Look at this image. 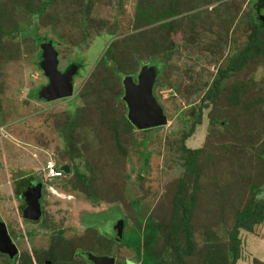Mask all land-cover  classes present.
Segmentation results:
<instances>
[{
  "label": "rangeland",
  "instance_id": "374dc122",
  "mask_svg": "<svg viewBox=\"0 0 264 264\" xmlns=\"http://www.w3.org/2000/svg\"><path fill=\"white\" fill-rule=\"evenodd\" d=\"M42 1L0 0V216L19 247L14 264L29 256L38 264H94L79 251L141 264L109 237L120 215L123 234L148 216L160 223L155 252L174 264L178 248H188L186 234L172 227L182 180L186 199H195L186 263L264 264V221L241 229L236 262L229 238L252 185L264 200V52L229 71L216 94L211 88L261 27L257 0ZM28 28L54 42L62 71L82 65L71 97L32 96L49 79L38 66L43 42L23 34ZM260 35L264 42V28ZM164 60L155 94L168 123L127 139L124 78ZM186 147L199 149L198 173L187 171ZM49 157L70 172L45 182L44 214L33 223L15 182L29 173L44 179ZM84 215L94 220L80 222ZM9 259L0 253V264Z\"/></svg>",
  "mask_w": 264,
  "mask_h": 264
},
{
  "label": "trees",
  "instance_id": "16d2710c",
  "mask_svg": "<svg viewBox=\"0 0 264 264\" xmlns=\"http://www.w3.org/2000/svg\"><path fill=\"white\" fill-rule=\"evenodd\" d=\"M263 2L264 0H257L256 1L257 7L262 8L264 6ZM42 3L44 5H47L49 3V0H43ZM260 26L261 27L257 29L255 35L252 37L250 44L239 55L238 59L236 60L237 64L236 65L234 64L233 66L231 65L229 68L225 69L222 72V74L219 75L217 78H215V80L213 81V86L211 88L212 89L215 88V91H214L215 94L221 88V84L223 83L222 80L223 78L227 76V74H229V71L231 72L240 71L252 57H254L255 55H260L264 52V42L262 41L261 35H260V33L262 32V29L264 28L263 21L261 22ZM23 32H24L23 34H25L26 36L28 37L30 36L40 43L44 42L45 40H48L42 35H38L35 32V29L33 28L24 29ZM72 64H76L78 66V70L82 66L77 61L73 62ZM152 64L157 65L161 71L165 64V60L162 63L154 61ZM71 65H69V67ZM38 66L39 68H41L40 60L38 62ZM78 70H77V73H78ZM160 75H161V72H160ZM158 81H157V84H158ZM157 84H156V87H157ZM43 87L44 85H41L39 89L37 90L35 89L34 95H32V91H30V95H32L37 100H46L43 97V91H42ZM123 121H125L126 123V127L123 128V131L128 136L127 139H130L129 132L131 133V131L137 128L128 120L126 114H124L123 116ZM150 129H145L143 131H148ZM148 142H149V138H145L142 141V143L145 146L147 145ZM186 151L190 154V156L186 160L187 171L189 170L191 173H198L199 168L197 165V159H198L199 149H192V148L186 147ZM144 156H145V159L148 160L151 156V153L146 151L144 152ZM263 168H264V164H263ZM77 173L80 176H82V174H80L79 171H77ZM260 182L262 183L263 180H261ZM186 184L187 183L182 180L180 184V188L177 191V199H175L176 201L175 210H174L173 217H172V227H174L176 235L179 234V232H184L186 234V242H187L188 248L187 249L178 248L177 259L174 264H187L185 253L192 254L193 248H194V242L192 239L193 231L191 227V217H192V209L194 208V204H195V199L194 198L186 199L185 197ZM252 188H253V195L249 198L247 203L240 210L234 213L235 215L234 226L229 231V238L231 241V247H230L231 255L234 259V262H236V260L239 258L240 244H241L239 233L241 229H245L247 231L253 232L256 226L260 225L264 221V200L258 199L259 198L258 195L260 192L258 185L256 184L252 185ZM140 223H141V227L125 233L129 239L123 238L122 240L123 245H126L127 247L131 248L138 254L139 258L141 259V264H162L163 262H161L160 257L155 252L156 243L159 240V237L161 236V228H160L161 224L156 222L154 218L151 216H148L145 219H140ZM178 240L179 239L176 238L177 243H179ZM28 258L29 259L26 260L27 263L25 264H38L37 261L34 259L32 260L30 256ZM14 261L15 259L14 260L9 259L10 264H14ZM38 262L39 264H42V261L40 259H38Z\"/></svg>",
  "mask_w": 264,
  "mask_h": 264
},
{
  "label": "water",
  "instance_id": "95a60500",
  "mask_svg": "<svg viewBox=\"0 0 264 264\" xmlns=\"http://www.w3.org/2000/svg\"><path fill=\"white\" fill-rule=\"evenodd\" d=\"M260 18L264 22V10L260 11ZM41 67L49 79V83L43 87V97L46 100L71 97L74 93V75L78 70L76 64L62 71L59 68V53L52 40L42 43ZM160 69L155 64H144L137 75L129 74L124 78L123 100L127 106L128 120L139 130H145L166 125L168 115L164 106L155 94V88L160 76ZM66 172L67 166H63ZM27 199L24 216L32 220L42 217V205L40 202L41 190L36 195L23 194ZM125 220L122 218L117 222L116 231L118 239L123 238ZM19 249L9 233L5 221L0 216V253L14 259ZM87 257L94 264H115L116 259L112 255L88 253Z\"/></svg>",
  "mask_w": 264,
  "mask_h": 264
},
{
  "label": "flooded vegetation",
  "instance_id": "af4514ba",
  "mask_svg": "<svg viewBox=\"0 0 264 264\" xmlns=\"http://www.w3.org/2000/svg\"><path fill=\"white\" fill-rule=\"evenodd\" d=\"M263 4H264V2H263ZM260 9V11L261 10H264V6L262 7V8H259ZM77 73V72H76ZM76 75V74H75ZM75 75H74V77H75ZM73 81H74V79H73ZM27 189H29V192H28V194L30 195V194H33V195H36L37 194V191L38 190H41V197H40V202H41V205H42V210H43V214H44V204H43V199H44V196H45V189H46V187H45V183H44V181L43 180H41V179H39L38 177H34V178H32L31 180H29L27 183H26V185L23 187V189H22V192L24 191V190H27ZM38 189V190H37ZM24 199V198H23ZM25 200V199H24ZM26 203V202H25ZM117 217H119L118 219H116L115 221H116V224H117V222L120 220V219H124L125 220V218L124 217H120V216H117ZM88 219H89V222H92V220H94V218H92L91 216H88ZM30 222H33V223H37L39 220H29ZM87 226V225H86ZM91 225L89 224L88 225V227H90ZM109 237L110 238H113V239H115V241L116 242H118V243H120L121 245H123V238L120 240V239H118V237H117V234H115V236H110L109 235ZM123 237H124V234H123ZM17 245V244H16ZM19 248V247H18ZM90 252H92V251H79L78 252V254L84 259V261H89L88 260V257H87V255H88V253H90ZM92 253H94V252H92ZM108 255H111V254H108ZM113 256V255H112ZM16 257H17V255H16ZM16 257L14 258L15 260H16ZM115 257V256H114ZM13 259V260H14ZM116 259V258H115ZM48 263H50V261H47ZM127 262H128V260L127 261H124V263L125 264H127ZM115 264H116V262H115Z\"/></svg>",
  "mask_w": 264,
  "mask_h": 264
},
{
  "label": "built area",
  "instance_id": "2783aa9c",
  "mask_svg": "<svg viewBox=\"0 0 264 264\" xmlns=\"http://www.w3.org/2000/svg\"><path fill=\"white\" fill-rule=\"evenodd\" d=\"M63 166L53 157H50L46 160L44 165V181L51 182L54 179H61L67 176V172L62 168Z\"/></svg>",
  "mask_w": 264,
  "mask_h": 264
},
{
  "label": "crops",
  "instance_id": "0c3cea01",
  "mask_svg": "<svg viewBox=\"0 0 264 264\" xmlns=\"http://www.w3.org/2000/svg\"><path fill=\"white\" fill-rule=\"evenodd\" d=\"M45 86V85H44ZM50 158V157H49ZM60 164V163H59ZM61 165V164H60ZM62 166H68V165H66V164H62ZM69 167V166H68ZM70 172V167H69V171L67 172V174ZM34 177H37V176H35L34 174H32V173H29V174H27V175H23L20 179H18V181L17 182H15L16 183V186H17V191L18 192H20L21 190V186L23 185V187L26 185V183L29 181V180H31L32 178H34ZM65 178V177H64ZM64 178H61V179H54L53 181H55V180H62V179H64ZM43 181H44V179H42ZM22 182H24V183H22ZM44 183H45V181H44ZM20 187V188H19ZM52 188V187H51ZM53 189V188H52ZM38 190V189H37ZM29 192V189H27V190H24L23 191V194L25 193L26 194V192ZM23 198L25 199V207H24V210H25V208H26V206H27V199H26V197H24L23 196ZM113 212V211H112ZM23 215H24V211H23ZM120 215V214H119ZM42 216H43V210H42ZM42 218V217H41ZM41 218L39 219V221L41 220ZM24 219H26L27 221H29V220H32V219H29V218H26V216H24ZM36 221V220H35ZM80 222L82 221V222H84V221H87V222H89V219H88V216L87 215H84L83 217H82V220L80 219L79 220ZM95 254H105V253H96L95 252ZM105 255H108V254H105Z\"/></svg>",
  "mask_w": 264,
  "mask_h": 264
}]
</instances>
